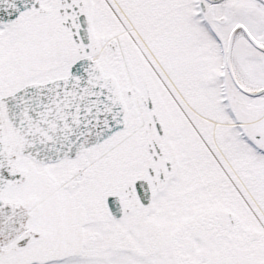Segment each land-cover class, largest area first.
I'll return each mask as SVG.
<instances>
[{"label": "snow or ice", "instance_id": "snow-or-ice-1", "mask_svg": "<svg viewBox=\"0 0 264 264\" xmlns=\"http://www.w3.org/2000/svg\"><path fill=\"white\" fill-rule=\"evenodd\" d=\"M0 264H264V0H0Z\"/></svg>", "mask_w": 264, "mask_h": 264}]
</instances>
